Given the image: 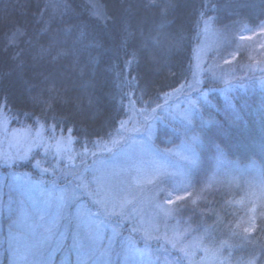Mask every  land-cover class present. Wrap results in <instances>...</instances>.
<instances>
[{"label": "trees", "instance_id": "1", "mask_svg": "<svg viewBox=\"0 0 264 264\" xmlns=\"http://www.w3.org/2000/svg\"><path fill=\"white\" fill-rule=\"evenodd\" d=\"M209 20L221 38L210 63L244 58L243 37L264 25V0H0V107L13 126L70 131L80 149L156 111L159 148L200 138L186 182L193 207L208 225L233 230L264 187V70L226 83L207 72L189 123L164 114L193 79ZM254 240L264 246V227Z\"/></svg>", "mask_w": 264, "mask_h": 264}, {"label": "rangeland", "instance_id": "2", "mask_svg": "<svg viewBox=\"0 0 264 264\" xmlns=\"http://www.w3.org/2000/svg\"><path fill=\"white\" fill-rule=\"evenodd\" d=\"M249 36L244 58L211 64L221 38L205 22L193 79L164 114L189 123L192 93L207 72L226 83L263 71L264 35ZM156 120V111L134 113L120 136L80 149L70 131L13 126L0 107V264H264V246L253 241L264 227V187L252 196L245 225H208L186 184L200 138L159 148Z\"/></svg>", "mask_w": 264, "mask_h": 264}, {"label": "snow or ice", "instance_id": "3", "mask_svg": "<svg viewBox=\"0 0 264 264\" xmlns=\"http://www.w3.org/2000/svg\"><path fill=\"white\" fill-rule=\"evenodd\" d=\"M94 8H96L95 15H96L98 18H104V14H103L101 11H99L98 7L94 5ZM21 34H22V33H21ZM260 34L264 35V25H260ZM243 38H244V39H251L252 37L249 36V37H243ZM261 47H264V45H261ZM133 56H135V53H133ZM51 91H52V89H49V92H51ZM30 99H32V101H33L34 104H37V103H41V102H43V101H42L39 97H37V96H30ZM49 107H51V104H49ZM25 115H26V116H31L32 114L29 113V112H26ZM53 120H56V117H55V116H53ZM42 127H43V125H42ZM54 127H59V122H57L56 125H55ZM67 139H68L69 142H71V140H72L71 135H70ZM57 143L59 144V143H61V141H57ZM38 163H39V162L37 161L36 164L38 165ZM178 199H182V198H178ZM165 214H166V215H170L171 213L166 211ZM262 216H264V213H262ZM245 231H247V229H246Z\"/></svg>", "mask_w": 264, "mask_h": 264}]
</instances>
